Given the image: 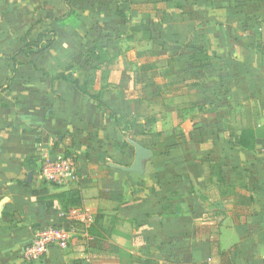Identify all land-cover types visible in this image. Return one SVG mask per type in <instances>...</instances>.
Segmentation results:
<instances>
[{
  "label": "crops",
  "instance_id": "0c3cea01",
  "mask_svg": "<svg viewBox=\"0 0 264 264\" xmlns=\"http://www.w3.org/2000/svg\"><path fill=\"white\" fill-rule=\"evenodd\" d=\"M53 1L59 3L57 8H48L42 0H0V264H27L21 250L37 230L69 225L72 214L83 209L97 215L91 227L97 234L77 228L76 244L71 238L65 249L52 248L34 264H119L108 245L131 254L133 264H264V140H258L253 151L234 148L233 126L227 124L223 133L220 126L223 116L239 113H250L259 123L255 126L264 125V51L253 44L257 30L264 45V0H71L79 26L39 24L32 36L55 31L52 48L28 58L18 56L22 65L6 82L11 55L22 47L18 22L64 16L63 0ZM155 4L165 8L164 14L140 7ZM117 7L125 13L124 21L115 16ZM161 20L166 26L163 32L156 28L161 42L155 45L152 32L151 48L143 52L151 57L149 63L121 60L120 52L111 55L108 33V42L119 31L132 37L142 33L133 25ZM125 42L131 45L134 39ZM97 43L109 54L107 63L89 61V49ZM199 44L211 65L191 69L189 58ZM168 52L164 64L158 61ZM102 68L108 73L96 74ZM74 81L86 83V91L105 107L97 108ZM141 103L150 108L153 133L172 130L177 125L163 127L173 120L212 118L215 123L206 127L220 133L199 141L189 138L182 145L183 156L155 157L144 142L148 137L139 134ZM110 111L137 116L136 127L121 133L109 119ZM134 144L153 154L142 163L141 175L125 170L134 162ZM238 151L249 160L238 159ZM59 157L72 158L75 164L67 187H52L38 177L41 160ZM177 157L189 163L215 161L223 168L226 159L231 168L244 161L257 184L245 195L246 207L237 195L229 207L247 215L213 218L207 222L213 225L211 232L203 235L194 230L196 213L163 215L173 208L163 206L160 181L168 174L157 168ZM70 191L79 193L78 206L67 205L65 194ZM189 210L198 214L203 209L189 202ZM112 230L129 239L111 235Z\"/></svg>",
  "mask_w": 264,
  "mask_h": 264
},
{
  "label": "rangeland",
  "instance_id": "374dc122",
  "mask_svg": "<svg viewBox=\"0 0 264 264\" xmlns=\"http://www.w3.org/2000/svg\"><path fill=\"white\" fill-rule=\"evenodd\" d=\"M42 1L48 6V8H51L53 5H57L56 8L59 6V3L53 0L50 1L42 0ZM38 4L39 3H37L36 6H38ZM140 7H142V9H144L147 12H151L152 11L151 8H153L154 10H157L158 8L161 12H163V14L165 12V8H163V6H158L156 4L151 6L143 5ZM55 9L53 10V12L55 11ZM30 19L31 18H27L21 20V22H18L19 26L22 25L23 28V31L19 34V36L23 35V33L30 30L33 24L35 23L36 19H31V20ZM105 22H108V19H106ZM156 22L153 23L156 24V28L160 32L166 31V26L163 24V20L157 23ZM117 33H119V35H117ZM117 33H116V38L110 36L109 42L107 39L109 38L110 33H108V36L105 39L107 45L111 49L112 52L111 55L113 54V52H120L119 58L121 60L125 59L128 60L129 62H134L136 65L142 62L149 63V61H151V57H149L148 55H143L144 51L150 50L151 48L148 42V37L150 36L148 33L142 32L138 35H132V37H128L130 36L129 33H121L120 31ZM156 35L157 34H154V38H155L154 41L157 42L155 43V45L158 44V42H161L158 41L160 39H157ZM131 38L134 39V42L131 43V45L133 44L134 45L133 46H131L130 44L126 45L125 40H129V39L131 40ZM58 41H60L59 37H58ZM125 48L127 49L125 50ZM170 55L171 54L168 52V54L162 56L161 59H159L158 61L163 60L164 62L162 64H164L169 59ZM106 73H108L106 68H104L102 71L99 70L98 72H96V74L99 75L101 74L100 76H104ZM138 112L139 113L137 116L141 118L140 122H143L140 123V125H138L139 134L148 137L144 142L146 143L147 146H149V149L153 151L155 157H159L163 153L166 154V157L167 155H170V153L173 156H177L180 154L181 156H183L182 145L185 141L187 142L189 138H195L196 140L199 141V140H203L205 137H208L209 135H219L220 133L214 131L216 127H206L212 123H215V121H213L214 118L209 119V121H206L205 119L198 122H195L193 120L191 121L187 120V121H182L180 123L179 122L177 123L176 120L175 121L173 120L172 123L171 122L165 123L163 127L166 128L168 127V125H172V126L177 125L172 130L166 129L165 131H159L158 133H153L150 128L151 122L148 121V118H150L149 117L150 108L145 106L144 103H141ZM168 119L169 118L166 117L164 120H168ZM263 123H264V119L261 121V124ZM227 124L233 126L234 131L232 130V134H237V132L240 129L253 127L259 123L255 119H253L250 113H241V114L239 113V115L234 117L231 116L230 114L223 116V120L220 125L221 129L223 128L222 133L227 130L228 128ZM197 125L201 126V128L197 129L196 127ZM238 152L237 154H240L238 156L236 155L238 159L244 157L246 160H249L248 155L246 158L245 154L242 151H238ZM164 161L165 163L163 164L159 163L160 164L159 166L161 167L157 168L160 169L161 172L168 174V176L161 177V181H160L165 190V194L163 197V206L166 207L172 205L170 208L173 209L170 211H166V210L162 211L163 215L175 214V215H180L181 217H187V216L193 217V215L196 213V218L199 219L197 225L194 226V230L199 229V232H201L202 235H203L202 232H204L205 234L211 232L210 226L213 225H209L207 224V222H209L213 218L219 219V217L225 218L232 216L239 218L247 215V214L245 215L243 211L238 212L237 210L229 207V204L232 203L231 200L234 199V195H237L238 197L245 196L247 195L249 188L256 187V185H253V182L251 181V174H249V172L247 171L246 172L244 171V169H246V165L245 163H243L244 161L243 162L241 161L240 166H237L236 168L234 167L231 168L229 159L225 160L224 168L221 167V164H217V162L215 161H213L212 163L208 162V164H204V162L194 163L192 161H190L189 163L182 161L180 157L172 159V161L170 160V162L167 160ZM189 172L192 173V177L194 176L192 179L188 178ZM201 173H206V175H203L204 181L199 180V177H201L200 176ZM42 182L52 187L53 186L67 187L68 184L70 183V181H68L66 182V184L61 186L52 183H47L44 181ZM159 186L161 185L159 184ZM221 201H223V205H220L219 202ZM189 202H192L193 206L202 207L203 210L200 213L198 212V214L195 211L191 213V211L189 210ZM217 206L220 207V209H216ZM90 214L92 216L93 219L92 223H93L94 220H96V218L98 219V217L97 215H95V213L92 214L90 212ZM69 222H70L69 224L74 226L75 233L77 228H81V229L84 228L81 225L75 223V221L70 220ZM74 236L75 235H73L72 238L73 239L75 238V244H76L78 238L80 237H74ZM106 236L107 235H105V237Z\"/></svg>",
  "mask_w": 264,
  "mask_h": 264
},
{
  "label": "trees",
  "instance_id": "16d2710c",
  "mask_svg": "<svg viewBox=\"0 0 264 264\" xmlns=\"http://www.w3.org/2000/svg\"><path fill=\"white\" fill-rule=\"evenodd\" d=\"M64 6L67 10L66 14L62 17H46L43 19L36 20L33 26L30 30L23 33V35L20 36V42L22 43V47L13 52L10 58V62L12 65V68L9 72V77L6 79V82L10 80L12 76L16 74L17 69L22 65L17 61L18 56H23L25 58H28L30 54H39L42 52H46L49 49L52 48L55 40H56V32L50 29L42 30L39 32L36 36H32V32L36 29V27L43 23L48 22L51 25H55L58 28H62L64 26H71L76 27L79 26L80 21L77 19V12L71 13L72 10V1L71 0H63ZM175 5L180 6V3H176ZM115 16L117 19L124 21L126 15L125 13L120 9L116 8ZM139 30L143 33H148L149 35L153 33H158V30L156 29V24H152L150 26H140V25H133L134 29ZM101 36V32H97V38ZM253 44L255 47L259 50L264 51V45L260 42V35L259 32L256 30L253 33ZM160 47L163 46V44L160 43ZM107 59V60H106ZM95 61L100 63H107L109 61V54L103 50V46L99 45V43L94 44L93 47L89 49V61ZM106 60V61H105ZM211 65L210 64V58L207 56V54L203 51V47L199 44V48L194 52V55L189 58V67L191 69H200ZM95 69V68H94ZM72 84L77 88L79 92H81L83 95H85L88 99L93 100L96 104L97 108L105 107L104 104H102L98 99L92 95H90L86 91L87 84L84 83L82 85H79L77 81L72 82ZM109 119L111 122L117 127V129L121 133H129L133 131V129L136 127V118L134 116L130 115H124V116H116L112 111L109 112ZM232 140H233V147L234 148H241L246 151H253L255 149L256 143L258 140H264V125L261 126H255L250 128H243L238 131L237 134H230ZM125 147V145L122 146V148ZM162 155V154H161ZM244 171L249 172L251 174V181L253 182V185L257 184V180L252 179V172L248 169L246 166V169ZM101 196L107 197L108 195L102 194ZM65 197H67V205H72V207L78 206L80 201L79 193L76 191H70L65 194ZM238 200L241 201L244 207H246L248 199L245 198V196H239ZM95 222V220H94ZM71 225V224H69ZM68 226V225H64ZM93 226V225H92ZM91 226V227H92ZM90 227V228H91ZM89 228V229H90ZM97 234L96 229L89 230V234ZM111 235H115L118 237H121L123 239H129V237L119 231L112 230ZM109 251L114 252L119 260V264H133V258L132 255L126 252L125 250L108 245ZM224 254H222V257Z\"/></svg>",
  "mask_w": 264,
  "mask_h": 264
},
{
  "label": "built area",
  "instance_id": "2783aa9c",
  "mask_svg": "<svg viewBox=\"0 0 264 264\" xmlns=\"http://www.w3.org/2000/svg\"><path fill=\"white\" fill-rule=\"evenodd\" d=\"M37 173L40 180L62 186L73 178L75 164L72 158H45L41 160ZM71 221H75L87 229L92 225L93 219L90 212L83 209L73 213ZM74 234L73 225L37 230L31 241L22 248L21 258L27 264L37 263L50 249H65Z\"/></svg>",
  "mask_w": 264,
  "mask_h": 264
},
{
  "label": "water",
  "instance_id": "95a60500",
  "mask_svg": "<svg viewBox=\"0 0 264 264\" xmlns=\"http://www.w3.org/2000/svg\"><path fill=\"white\" fill-rule=\"evenodd\" d=\"M134 149H135L134 162L132 166L126 168L125 170L128 172H133L141 175L143 173L142 163L152 158L153 154L150 150L144 149L135 144H134Z\"/></svg>",
  "mask_w": 264,
  "mask_h": 264
}]
</instances>
